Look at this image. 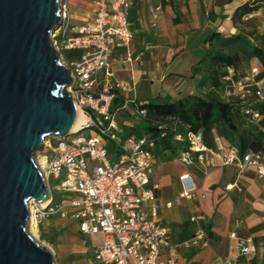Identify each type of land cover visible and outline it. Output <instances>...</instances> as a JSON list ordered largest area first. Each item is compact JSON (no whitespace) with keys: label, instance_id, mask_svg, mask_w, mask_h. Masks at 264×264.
Instances as JSON below:
<instances>
[{"label":"built area","instance_id":"1","mask_svg":"<svg viewBox=\"0 0 264 264\" xmlns=\"http://www.w3.org/2000/svg\"><path fill=\"white\" fill-rule=\"evenodd\" d=\"M92 2L94 14L86 25L72 24L69 2L63 0L61 5L62 23L53 37L54 46L70 71L73 82L69 92L86 121L80 131L65 139L56 138L55 142L47 139L43 151L47 154L45 175L49 198L45 205L30 202L29 222L31 209L34 222L57 218L72 223L85 238H101L94 249L97 264H176L177 246L172 243L170 229L159 218L156 189L150 182L157 140L145 135L123 141L115 132L116 116L121 108L114 107V101L127 88L110 81L109 60L114 50L124 49L126 62L133 61L129 52L135 37L129 20L133 0ZM71 51L79 52L80 56L67 59L66 54ZM259 75V68L253 67L225 92L228 99L249 100L244 113L251 123L262 119L253 111L256 102L264 101ZM123 104L122 108H129L138 121L146 119L147 112L142 106L131 100ZM157 128L160 137L172 130L163 123L157 124ZM85 129H96L102 140L116 147L114 162L110 161L108 147L99 137L80 135ZM174 138L188 141L187 149L180 154V160L187 165L196 162L214 167L220 161L223 167L234 166L241 172L253 170L264 179V151L240 155L236 149L226 148L215 132L214 147L207 145L202 132L189 133L186 137L176 134ZM181 180L186 182L182 197H191L196 187L187 184L190 175H183ZM191 222L196 224L195 231L181 246L208 248L209 237L198 219L193 217ZM228 238L227 256L214 264L251 263L258 255L259 248L252 237L242 238L232 232Z\"/></svg>","mask_w":264,"mask_h":264},{"label":"crops","instance_id":"2","mask_svg":"<svg viewBox=\"0 0 264 264\" xmlns=\"http://www.w3.org/2000/svg\"><path fill=\"white\" fill-rule=\"evenodd\" d=\"M66 1L72 24L86 25L91 21L92 0ZM254 1L133 0L129 17L135 33L129 48L133 61L126 62L124 49L114 50L109 60L110 81L127 88L121 91L115 105L121 108L116 116L117 137L126 140L145 136L137 135L143 124L129 108H122L125 100L140 106L201 94V61L221 40L240 34L241 27L234 22L235 13ZM250 18L264 19V9ZM175 145L176 154L156 147L150 182L156 189L159 218L170 229L172 243L177 246L176 264H214L227 256L228 236L232 232L242 238L252 237L259 248L256 258L246 264H264V179L253 170L241 172L234 166L223 167L220 161L214 167L196 162L187 165L180 160L183 148ZM230 149L237 150L235 146ZM186 174L191 177L187 184L196 187L191 197H182L186 182L181 177ZM193 217L209 237L210 246L206 249L181 246L195 231ZM70 226L71 230L76 229L72 223ZM100 240L90 242L93 250ZM93 264L97 263L93 260Z\"/></svg>","mask_w":264,"mask_h":264},{"label":"water","instance_id":"3","mask_svg":"<svg viewBox=\"0 0 264 264\" xmlns=\"http://www.w3.org/2000/svg\"><path fill=\"white\" fill-rule=\"evenodd\" d=\"M63 0H0V264H56L29 234V204L48 201L36 154L73 134L70 71L54 46Z\"/></svg>","mask_w":264,"mask_h":264},{"label":"trees","instance_id":"4","mask_svg":"<svg viewBox=\"0 0 264 264\" xmlns=\"http://www.w3.org/2000/svg\"><path fill=\"white\" fill-rule=\"evenodd\" d=\"M262 9L264 0H255L252 5H246L235 13L234 22L240 25L241 32L221 40L201 61L204 67V74L199 83V89L203 90L201 94L172 102H149L142 106L147 112L146 119L142 121L144 134L155 137L159 148L172 150V154H176L178 148L175 144L183 150L187 149L188 145L187 139L176 140V134L186 137L189 133L199 132L204 134L207 145L214 147L215 132L228 149L232 146L230 141L236 138L235 147L240 155L248 151H264V101L256 102L253 106V111L258 112L262 119L258 123H251L244 113L249 106V100L225 97L226 90L232 88L233 83L242 80L253 67L260 70L258 80L264 79V34H260L257 29L249 34L244 32V27L251 25L255 20L250 17ZM79 56V52L73 51L66 54V58L70 60ZM254 60L258 61L259 66L249 67ZM117 99L114 101V107L118 103ZM237 118L246 121L250 127L241 131L236 124ZM160 123L167 124L172 129L165 137H160L157 128ZM137 135L143 134L140 132Z\"/></svg>","mask_w":264,"mask_h":264},{"label":"rangeland","instance_id":"5","mask_svg":"<svg viewBox=\"0 0 264 264\" xmlns=\"http://www.w3.org/2000/svg\"><path fill=\"white\" fill-rule=\"evenodd\" d=\"M263 21V18L254 20L251 25L244 27V32L249 34L257 29L260 34H264ZM251 66H259L258 61H252L249 67ZM262 89L264 92V79L262 81ZM144 105L145 104H141L140 106ZM236 124L241 131L250 127V125L241 118L236 119ZM139 131L142 134L145 132L144 128L142 127L139 129ZM80 135L86 137L97 136L102 140L100 133L96 129H85V131H83ZM48 139H51L52 142L57 140L55 137H50ZM119 139L122 138L119 137ZM102 141L103 144L108 147V157L110 161L114 162V160L112 161V156L116 152V147L106 139ZM230 144L235 146L236 138H234L233 141H230ZM46 156L47 154L42 150L38 152L35 157L38 162H45V166H43L44 174H46ZM96 164L97 163H95V165ZM34 223L37 236L35 237V240L53 254L56 264H93L94 250L90 242H94L96 238H93L92 240L90 238L82 237V235H80L76 229L71 230L72 228H70L71 226L69 222H60L59 220L48 219L41 223ZM48 237H50V239H48Z\"/></svg>","mask_w":264,"mask_h":264},{"label":"bare ground","instance_id":"6","mask_svg":"<svg viewBox=\"0 0 264 264\" xmlns=\"http://www.w3.org/2000/svg\"><path fill=\"white\" fill-rule=\"evenodd\" d=\"M79 111V113H78V117H77V122H76V124H75V126H74V128H73V132H77V131H80L82 128V125L85 123V118L83 117V115H82V113L80 112V110H78ZM46 145H47V141L45 142V144H44V148L46 147ZM35 160H36V158H35ZM36 163H37V165L39 166V168H40V170H41V172H42V174L44 175V177H45V174H44V172H43V166H45V162H43L42 161V163L41 162H38L37 160H36ZM45 180H46V177H45ZM47 202H44V203H42V205H45ZM30 208V207H29ZM30 211H31V220H30V222H29V224H30V227L28 228V231H29V234L33 237V239L35 240V237H37L36 236V231H35V228H34V220H33V218H32V210L30 209Z\"/></svg>","mask_w":264,"mask_h":264}]
</instances>
